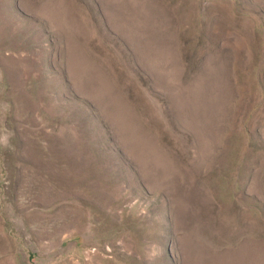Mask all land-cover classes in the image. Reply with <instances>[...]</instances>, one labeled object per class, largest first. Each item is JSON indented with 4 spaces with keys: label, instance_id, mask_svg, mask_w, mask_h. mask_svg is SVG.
Listing matches in <instances>:
<instances>
[{
    "label": "rangeland",
    "instance_id": "rangeland-1",
    "mask_svg": "<svg viewBox=\"0 0 264 264\" xmlns=\"http://www.w3.org/2000/svg\"><path fill=\"white\" fill-rule=\"evenodd\" d=\"M0 264H264V0H0Z\"/></svg>",
    "mask_w": 264,
    "mask_h": 264
}]
</instances>
